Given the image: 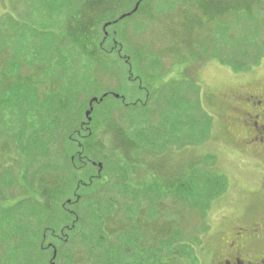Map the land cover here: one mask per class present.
Instances as JSON below:
<instances>
[{
  "label": "trees",
  "instance_id": "obj_1",
  "mask_svg": "<svg viewBox=\"0 0 264 264\" xmlns=\"http://www.w3.org/2000/svg\"><path fill=\"white\" fill-rule=\"evenodd\" d=\"M45 1L55 8L53 0ZM151 1L79 0L68 17L44 9L36 18L31 15L35 28H0V64L5 68L0 72V130L19 126L29 157L25 193L0 211V264H198L193 254L196 231L201 236L208 231L207 214L228 192V179L210 168L212 156L203 163L180 157L184 149L204 147L210 119L206 114L182 116L179 102L192 103L180 99L178 91L170 105L158 107L156 124L149 101L125 106V92L112 99L106 115L101 110L106 98L91 107L98 94L81 93L78 85L89 75L97 82L104 74L92 73L88 66L100 68L104 57L114 63L122 55L117 33L108 38L104 32L100 38V27L132 18L135 14L123 20L119 15L134 3H140L138 14ZM215 1L185 0L170 8L186 15L185 23L178 24L189 27L188 36L182 35L184 28L175 29L187 53L195 52L190 31L214 20L210 8ZM219 6L230 9L224 0ZM224 10L219 11L222 16ZM61 23L68 27L64 37L51 28ZM124 59L130 67L123 76L132 82L130 59ZM90 108L95 112L89 120ZM180 141L187 144L177 145ZM35 170L40 176L36 188L34 174L31 179L28 175ZM51 172L49 181L45 177ZM34 190L39 201L23 205ZM26 210L36 213V221L23 220ZM186 225L192 226L188 234L182 230Z\"/></svg>",
  "mask_w": 264,
  "mask_h": 264
},
{
  "label": "rangeland",
  "instance_id": "obj_2",
  "mask_svg": "<svg viewBox=\"0 0 264 264\" xmlns=\"http://www.w3.org/2000/svg\"><path fill=\"white\" fill-rule=\"evenodd\" d=\"M53 1L55 8H52V5L46 6L45 0H0V28H20V25H24L25 28H35L34 24L37 20L31 21L33 13L36 18V14H40L44 9L46 12L53 10L54 15L62 18L77 11L79 6V0ZM184 1L179 0L174 4L171 0H152L143 9L141 8L138 14L133 13L137 6L134 3L120 14V17L118 16L120 19L133 13L135 15L132 18L115 26L113 24L118 20L103 24L100 27V38L101 34L104 37V32L108 38H111L113 33H117L118 42L123 45L122 57L117 58L114 63L104 57L101 66L99 64L100 68L94 63L93 67L88 66L90 72L99 70L104 74L97 76V82L89 75L78 85L81 93L84 91L90 95L98 94L95 97L98 101L106 98L101 106L102 112L106 115V111L111 110L110 105H113L112 99L124 95L125 92L127 102H135L136 107L146 103V100L149 101L148 106H151L155 112L153 123L156 124L160 121L158 107L166 105V102L170 105L172 93L174 92L175 95V91H178L180 99L192 103L187 106L179 102L178 110L182 116L186 114L196 117L206 114L210 119L211 133L206 136L204 147L197 149L189 147L186 153L184 149L182 150L184 155L180 158L186 163L197 160L203 163L205 156H212L215 160L210 168L228 179V192L207 214L205 227L208 231L202 236L200 231H196L199 233V241L194 245L193 254L197 257L198 264H211L218 250L217 245L223 243L230 227L245 221L251 213L254 214L257 209L255 207L260 206L259 186L262 180L260 174L263 170L256 166L250 167L249 164L253 160L243 153L241 146H243L244 112L242 95L246 91L247 75L251 74L256 82H264V1L262 3V0H224L225 7L230 6V9L224 10L220 9V0H216L215 7L210 8L214 20L204 24L205 27L195 32L190 31L189 39L191 38L190 42L195 47L193 55L187 53V50L184 51L187 46L179 44L182 43L178 41L180 36L176 37L178 31L175 28H184L182 35L188 36L186 32L189 27L178 24L185 23L186 15L173 12L178 4H183ZM172 6L173 10L170 9ZM223 10L225 14L222 16L219 11ZM168 12L170 13L167 14ZM197 13L200 14L199 11ZM51 28H58L59 34L64 37L68 27L61 23ZM107 46L108 43L105 44L106 53L109 51ZM117 47L120 49V46ZM130 56L133 58L131 59ZM126 57H129L134 72L132 82L127 81L123 76L124 70L130 67L126 65L127 61L124 59ZM2 66L1 63L0 72L2 71L3 74L5 68ZM25 73L26 70L22 68L21 74L25 75ZM127 89H131L129 93ZM109 91L116 93L108 96ZM164 101L165 103L162 104ZM130 102L125 106L130 107ZM87 110L91 112L87 117L90 120L95 108ZM15 125H10L12 130L7 126H3L0 130V148L3 144L5 148L7 142L6 149H0V211L11 204H16L20 195L27 189L24 180V172L29 164V157L25 155L24 150L26 139L21 137L20 127ZM7 138L10 141H6ZM196 140L194 141L197 142ZM19 143L21 147L18 146ZM180 144L187 142L177 143ZM253 162L258 163V161ZM34 168L36 169V166ZM93 172L98 173L96 169ZM33 174L34 177L31 179ZM28 175L36 188L40 176L36 170ZM52 176L51 172L45 178L51 181ZM35 190L29 192L26 200L28 202L23 205H31L33 202L36 204L39 201V193ZM35 215L36 213L31 214L26 210L22 218L27 222L36 221ZM197 226L199 228L200 223H197ZM190 229L192 230V226L186 225L182 228L186 234ZM130 250L132 249L126 248V252L129 253Z\"/></svg>",
  "mask_w": 264,
  "mask_h": 264
},
{
  "label": "flooded vegetation",
  "instance_id": "obj_3",
  "mask_svg": "<svg viewBox=\"0 0 264 264\" xmlns=\"http://www.w3.org/2000/svg\"><path fill=\"white\" fill-rule=\"evenodd\" d=\"M246 91L242 95L243 112V153L253 161L250 167L262 169L260 205L245 221L230 227L223 243L211 264H264V82H256L247 75ZM242 120V119H241ZM70 203V202H69Z\"/></svg>",
  "mask_w": 264,
  "mask_h": 264
},
{
  "label": "water",
  "instance_id": "obj_4",
  "mask_svg": "<svg viewBox=\"0 0 264 264\" xmlns=\"http://www.w3.org/2000/svg\"><path fill=\"white\" fill-rule=\"evenodd\" d=\"M142 1H145V0H142ZM139 6H140V3L137 4L136 8L134 9L133 13H136L139 9ZM133 13H130L128 15H125L123 16L121 19H125L126 17H130L133 15ZM98 100L97 99H94L92 102H91V105L94 103V102H97ZM92 111V110H91ZM91 112H87L86 113V116L88 117L90 115ZM101 166V165H100Z\"/></svg>",
  "mask_w": 264,
  "mask_h": 264
}]
</instances>
